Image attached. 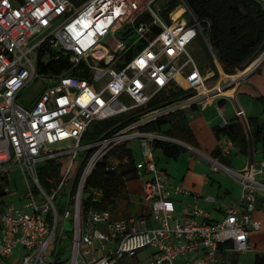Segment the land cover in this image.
I'll return each instance as SVG.
<instances>
[{
  "label": "built area",
  "instance_id": "obj_1",
  "mask_svg": "<svg viewBox=\"0 0 264 264\" xmlns=\"http://www.w3.org/2000/svg\"><path fill=\"white\" fill-rule=\"evenodd\" d=\"M157 1L0 0V174L20 170L29 200L18 208L0 197V264H11L15 252L17 264H130L127 256L148 248L154 251L149 264H174L193 254L202 257L188 264H226L232 255L252 249L250 233L264 221L263 159L232 172L217 160L230 156L234 145L227 137L219 139L218 158L208 159L211 171L232 175L241 189L239 202L217 221L198 208L200 194L181 209L184 218L178 217L173 199L190 193L157 169L154 144L179 142L147 126L203 105L215 92L205 84L212 76L202 75L188 47L203 38L217 62L185 1L174 0L168 20ZM177 9L182 11L173 18ZM144 16L147 20H141ZM123 26L130 30L119 37ZM135 38L144 44L137 52ZM44 49L67 60L78 76L40 73ZM256 60H264V51ZM38 79L43 89L28 104L18 103ZM110 120L95 139L85 138L94 124ZM134 142L140 145L138 159ZM64 143L67 149L43 153L46 146ZM57 157H66L65 165L49 194L39 183L38 167ZM99 165L111 172L134 168L141 192L136 215L118 218L95 207L103 191H85V184ZM202 199L215 202L213 196ZM259 200L262 219L257 220Z\"/></svg>",
  "mask_w": 264,
  "mask_h": 264
},
{
  "label": "trees",
  "instance_id": "obj_2",
  "mask_svg": "<svg viewBox=\"0 0 264 264\" xmlns=\"http://www.w3.org/2000/svg\"><path fill=\"white\" fill-rule=\"evenodd\" d=\"M75 5H79L86 0H70ZM195 18L200 22L203 35L207 44L211 47L215 58L225 74H233L250 60L257 58L264 50V1L259 0H184ZM177 2L169 0L166 2V9L162 11V16L168 20V13L174 9ZM177 9L173 13L176 18L181 13ZM144 16L141 20H147ZM204 50V57L201 62H207L214 75L206 82L216 80L218 77L217 69L214 65L212 56L203 40L198 37L196 40ZM45 50V51H44ZM39 52L38 71L47 75L69 74L78 76L76 69H72L67 60L54 59L55 52L44 49ZM129 52L125 57L130 56ZM255 62V61H254ZM252 62L243 71L232 78L241 76L253 64ZM199 67V66H198ZM200 69V68H199ZM224 76V75H223ZM205 82V83H206ZM211 84L207 85L210 86ZM261 117L249 118V129L254 153L261 156L264 160V96L260 97ZM152 105V104H151ZM114 120L104 121L94 124L85 138L95 139L103 129L108 128ZM101 126V128H100ZM148 130H156L164 135L184 139L187 142L194 141L188 121L184 115V110L177 111L161 118L147 126ZM217 138H229L234 149L246 155L248 153V141L246 134L238 121H229L225 125L214 128ZM155 149L162 151L164 156L177 159L180 155L178 146L166 142H156ZM120 151L121 148H118ZM128 153V151H125ZM129 155V154H128ZM218 149L211 153L212 158H218ZM227 157L218 158L222 164ZM66 157H57L46 161L38 167V180L41 187L48 192L58 183L65 165ZM135 179V172L132 166L122 168L118 172L105 171L103 165L95 168L85 184V191L91 188L101 189L104 197L102 202L95 207L100 210H109L113 216L124 218L129 216L122 207L129 205V195L126 193V183ZM6 173L0 174V197L6 195L4 183ZM258 201V206L261 205ZM235 264V263H232ZM253 264H264V253L255 256Z\"/></svg>",
  "mask_w": 264,
  "mask_h": 264
},
{
  "label": "rangeland",
  "instance_id": "obj_3",
  "mask_svg": "<svg viewBox=\"0 0 264 264\" xmlns=\"http://www.w3.org/2000/svg\"><path fill=\"white\" fill-rule=\"evenodd\" d=\"M166 2H169V0H158L156 2V5L161 10L166 9ZM162 15V14H161ZM128 26L122 27V32L118 33V36L120 37L121 33H125L129 31ZM133 51L137 52L139 48H141L144 44L143 42L136 41V38L133 39ZM264 51V50H263ZM262 51V52H263ZM188 52L190 55L194 58L195 62L199 66L201 73L204 77H211L214 75V72L211 71L209 66L206 64L207 62H201L200 60H203L204 57V50L202 48V45H200L197 41H194L189 47ZM260 55V54H259ZM258 55V56H259ZM257 56V57H258ZM256 59V58H255ZM255 59L248 61L242 69L237 70L233 74H225L219 65L218 62H214V65L217 69L218 77L216 80H212L206 82V85L211 84L209 87H212L216 91L213 92V95L216 94L219 91H225L230 90L234 86V81L231 79V76L238 74L239 72L243 71L246 67H248ZM127 57H122L121 62H126ZM224 75V76H223ZM240 80H238L239 82ZM237 82V84H238ZM43 89V85L41 84L40 80H36L32 85L26 87L23 92L18 96L17 102L21 104H28V101L32 98L36 97L38 93ZM184 115L188 121V124H194L192 123V120L196 119L198 116H202V113L200 110H185ZM261 115V114H260ZM261 117V116H260ZM195 126V124H194ZM196 132L198 134V137L196 139L194 138V141L187 142L184 139H176L179 144L177 146L180 149V155L177 159L168 158L164 156L161 150L155 149L154 150V156L156 158L157 163V169L158 171L164 170V172L169 176L170 181L176 185L179 186L182 189L188 190L185 184L188 183V176L184 178L185 175H187V172L195 171L197 174H200L201 181L203 180V172H210L209 178L212 179L211 183H213L211 190L208 191V194H204L203 197L206 195H211L217 199L215 205H219L222 203H231L234 201L240 200V184L238 181L230 174H225L222 171L218 172H211L212 164L208 159H214L212 158L211 151L215 147V137L212 134V132L204 127L202 129L200 128V131L196 128ZM200 132V133H199ZM83 144L88 143V141L82 142ZM134 148V154L135 159L139 158V151H140V145L138 142L132 143ZM185 145H189L192 147L193 151H189L185 148ZM68 145L66 143L64 144H56L52 146H46L43 153H53L56 151H61L64 149H67ZM82 155V153H80ZM80 157V156H79ZM217 163L220 165L225 166L222 164V162L217 160ZM41 163L40 165H42ZM238 163L233 164L231 167H227L230 171L236 172ZM176 180V182H175ZM218 182L221 183L220 190L216 191ZM29 184L31 186L32 191L34 192V195H37V190L34 187V185L29 180ZM4 187L7 188L8 194L3 196V200L6 203H12L15 207L22 208V206L29 202V200L26 198V193L28 192L27 185L25 182V179L17 168H12L6 173V180L4 183ZM210 186L208 187V189ZM228 189L230 191L229 197L227 199L221 197L223 195L224 189ZM53 192V189H49L47 193L51 194ZM126 193L129 195V205L122 207L126 214L128 215H136L139 211V207L137 205V202L140 199V180L139 179H132L129 180L126 184ZM225 201V202H223ZM210 208H212L213 204H208ZM181 219L182 216L177 213L176 214ZM217 215V214H216ZM216 215H213V218H220L214 217ZM250 237L254 240V249L250 251L240 252L238 254L232 255V257H237L236 264H250L253 262L255 251L258 252H264V223L259 231H251ZM153 250L148 248L141 251L136 252L133 256H127L126 260L130 264H149L153 257L151 256L153 254ZM17 252L14 253V257L10 260L11 264H17ZM231 258V257H230ZM185 257H180L176 260L174 264H185Z\"/></svg>",
  "mask_w": 264,
  "mask_h": 264
},
{
  "label": "crops",
  "instance_id": "obj_4",
  "mask_svg": "<svg viewBox=\"0 0 264 264\" xmlns=\"http://www.w3.org/2000/svg\"><path fill=\"white\" fill-rule=\"evenodd\" d=\"M259 1L263 2L264 0H259ZM258 61L259 60H256L254 64ZM238 77L232 79L234 80L237 79ZM237 82H235L234 86L230 90H225L224 92L219 91L218 93L211 95V97H209L206 103H204L203 105H195L189 108H185L184 111L185 110L201 111L202 116H198L195 120L194 119L192 120V123H194L195 126L194 124H191L189 125V127L191 129L193 139L194 138L196 139V137H198L196 128L200 131V128L202 129V127H204L205 129H207L208 132L209 130L212 132L216 140L215 147L212 151L217 149L218 141L220 139V137L217 138V136L214 133L215 127L223 126L224 121L226 123L229 121H238L241 124L248 141V153L246 155H242L235 148L231 153V155L228 156L226 158V161L223 163L225 166L231 167L233 164H236L237 162L239 166L237 167L236 171H240L248 167H254L261 160L260 154L254 153L253 151L248 120L249 118H258L261 116L260 114L262 108L258 99L264 96V60L256 68H254L249 74H247L242 80H240L238 84ZM214 91L216 90L214 89ZM217 108L220 109L221 114L219 113ZM160 172H162L169 179V176L164 172V170H160ZM209 174H210L209 171L203 172L202 173L203 180L201 181L200 174H197L195 171H190V170L187 172V175H185L184 178L188 176L189 180L188 183L185 184V186L187 187V189H189L190 194L185 196L181 195L174 197L173 200L175 204L176 214L179 213L181 215V209L185 205H191L193 203L194 194H200L201 196V199H199L197 202L198 208L201 211L208 214L210 220H214V221L220 220L223 217L225 210L229 206L233 204H237L239 202V201H234L231 203H222L219 205H215L217 199L214 197L215 202L212 203L213 206L212 208H210V206L208 205L210 203L202 199L203 195L208 194V191L211 190V187L213 185V183H211V181L213 180L212 179L210 180V178L208 177ZM209 186L210 188L208 189ZM220 188H221V183L218 182L216 191H218V189L220 190ZM229 193L230 191L225 188L223 191V195L221 197L227 199L229 197ZM206 196H211V195H206ZM216 214L220 218H213V215ZM217 215L214 217H217ZM182 218L184 217L182 216ZM254 218L257 220L262 219L260 213V206H258V203L256 205ZM197 220L202 221L203 218L197 217ZM263 223L264 221L261 222L260 229ZM249 242L252 247L251 250H253L255 243L252 237L249 238ZM262 253L264 252L255 251L253 262L255 256L257 254H262ZM200 257H202V255L200 254L185 256L184 263L188 264L189 262L194 261ZM236 261H237V257L234 258L231 256V258L229 257L227 259L226 264H232V263L236 264ZM253 262L250 264H253Z\"/></svg>",
  "mask_w": 264,
  "mask_h": 264
},
{
  "label": "bare ground",
  "instance_id": "obj_5",
  "mask_svg": "<svg viewBox=\"0 0 264 264\" xmlns=\"http://www.w3.org/2000/svg\"><path fill=\"white\" fill-rule=\"evenodd\" d=\"M260 63V60L253 64L246 72H244L241 76H239L237 79H234V83L237 82L238 80L243 79L247 74H249L254 68H256ZM205 88H202L201 92H204Z\"/></svg>",
  "mask_w": 264,
  "mask_h": 264
}]
</instances>
